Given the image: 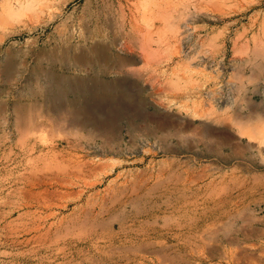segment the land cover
I'll use <instances>...</instances> for the list:
<instances>
[{"label": "rangeland", "instance_id": "obj_1", "mask_svg": "<svg viewBox=\"0 0 264 264\" xmlns=\"http://www.w3.org/2000/svg\"><path fill=\"white\" fill-rule=\"evenodd\" d=\"M0 264H264V0H0Z\"/></svg>", "mask_w": 264, "mask_h": 264}, {"label": "bare ground", "instance_id": "obj_2", "mask_svg": "<svg viewBox=\"0 0 264 264\" xmlns=\"http://www.w3.org/2000/svg\"><path fill=\"white\" fill-rule=\"evenodd\" d=\"M195 16V15H194ZM129 66V65H128ZM43 127V126H42ZM38 128V127H37ZM205 128V127H204ZM199 131V130H198ZM215 131V130H214ZM214 131H212V130H209V129H206L205 128V131H204V129L203 130H200L199 132H197L196 134L199 136H201V138H209V139H213V137H214ZM178 132H180V129H174V132H173V134H178ZM220 133V132H219ZM217 138L218 137H216V140H217ZM220 139H221V137H220ZM211 141H213V140H211ZM219 141V140H218ZM220 142H221V140H220ZM226 145V144H225Z\"/></svg>", "mask_w": 264, "mask_h": 264}]
</instances>
